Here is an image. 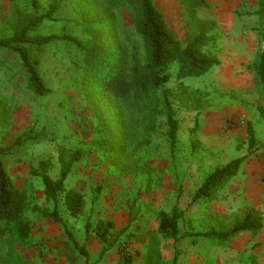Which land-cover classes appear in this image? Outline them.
I'll list each match as a JSON object with an SVG mask.
<instances>
[{
    "label": "rangeland",
    "instance_id": "obj_1",
    "mask_svg": "<svg viewBox=\"0 0 264 264\" xmlns=\"http://www.w3.org/2000/svg\"><path fill=\"white\" fill-rule=\"evenodd\" d=\"M93 2L95 13L86 22L105 15L108 0ZM153 2L176 39L183 41L193 22L185 1ZM256 2L207 0L206 7L195 9L194 18L213 26L205 49L219 64L182 81L172 72L165 84L178 123L173 150L166 126L153 125L150 131L151 124L140 121L142 103H117L108 97L102 66L87 71L82 56L64 41L39 48L14 44L35 62L49 89L41 96L32 91L17 53L0 49V147L25 140L0 158L14 186L27 195L31 230L21 243L10 234L11 224L0 220V264H115L118 258L129 259V264H264V241L251 231L231 234L245 214L237 202L243 192L237 174L214 187L208 198L191 202L207 178L250 157L248 124L264 133L255 80L250 87L234 82L235 73L250 72L246 63L254 62L261 50L262 21L252 14ZM81 3L0 0V40H10L16 25L30 21L35 22L31 37L68 34L82 39ZM120 4L112 12L117 27L113 40L131 54L135 36L121 10L124 0ZM76 152L79 158L65 190L80 193L84 209L70 216L59 194L56 207L63 227L47 215L54 202L44 193L41 175L57 180L62 162ZM174 209L178 236H183L176 243L163 238L159 225L160 212L173 215ZM98 222L112 224L105 241L96 236ZM65 230L84 246L87 262ZM211 231L230 234L223 241L190 235Z\"/></svg>",
    "mask_w": 264,
    "mask_h": 264
},
{
    "label": "trees",
    "instance_id": "obj_2",
    "mask_svg": "<svg viewBox=\"0 0 264 264\" xmlns=\"http://www.w3.org/2000/svg\"><path fill=\"white\" fill-rule=\"evenodd\" d=\"M80 1L82 2L81 7L83 6L80 12L84 17L83 29L85 31L82 39L68 34L31 37L29 32H32L35 22L30 21V23L16 25L10 40H0V49H10L17 53L27 72L32 91L35 95L41 96L46 94L49 89L36 69L35 62L29 57L25 48L14 44H30V46L39 48L56 41H64L79 53L80 57L82 56L87 71L94 69L96 71L102 66L103 88L108 97L117 103L127 101H132L135 104L142 103L139 110L140 121H148L151 124L150 131L155 129L153 125H165L167 128L165 135L170 150H173L178 123L170 101V94L164 88L165 84L170 80L172 72L178 81H182L186 78L201 77L219 64L218 59L205 49L209 43L208 33L213 27L212 24L193 16L196 8L206 7L207 0H184L193 22L183 41L176 39L169 29L164 15L155 6L153 0H124L125 4L121 10L130 19L131 30L129 32L135 36L131 54L127 53L124 45L123 48L119 42L113 40L117 27L112 12H116L118 5H121L120 0H108L105 15L95 23L86 22V18L89 14L95 13L96 3L93 0ZM252 14L262 21V49L251 68L256 74V86L261 92L263 107L259 111L262 120H264V0H257L256 10ZM104 36L108 37L111 45H108ZM247 141L249 148H252L255 143V133L250 124L247 125ZM24 142L25 140L18 138L9 147H0V157L7 155L14 147L20 146ZM78 155L79 153L76 152L68 161L62 162L57 180H52L46 174L41 175L44 193L54 202L53 210L47 215L63 227H65V223L59 216L56 207L59 194L64 195L65 208L70 216H79L84 208L83 197L80 193L65 190V181L78 160ZM241 162L242 160L232 161L207 178L191 201L194 203L208 198L214 187L237 173ZM26 208V193L14 186L0 158V220L11 224L10 234L21 243L26 242L31 232L25 214ZM177 220L176 214L160 213V231L164 236L172 237L175 241L179 239ZM111 227L112 224L109 222H98L95 228L98 239L105 241ZM260 227V217L255 212H249L241 223L232 229L231 234L243 231L256 232ZM65 231L73 247L78 249L86 259L87 253L83 246L77 244L68 230ZM229 234L211 231L197 233L196 236L225 240ZM129 263L130 260L126 259L120 264Z\"/></svg>",
    "mask_w": 264,
    "mask_h": 264
},
{
    "label": "crops",
    "instance_id": "obj_3",
    "mask_svg": "<svg viewBox=\"0 0 264 264\" xmlns=\"http://www.w3.org/2000/svg\"><path fill=\"white\" fill-rule=\"evenodd\" d=\"M261 49H262V45H261ZM260 52H261V50L259 51V53ZM259 53H258V55H259ZM254 55H256V53H254ZM252 63L253 62H248L246 64L247 65L250 64V66H251ZM245 71H246L245 76H242L241 73L240 74L235 73L236 78L234 77V82L235 83L237 82L238 85L244 84L246 87H250L254 83V80L256 82V74L252 68L250 69V72H249V70H245ZM237 75H239V76H237ZM260 123H264V120H262ZM257 128L259 129L258 126H252V129L255 133V143H254V146L252 148H249V151L252 150L253 152L250 155V157L246 158L243 161V163L240 165V167L236 173L237 174L236 175V182H238V184L241 185V189L243 191L242 195L240 197V200L238 199L240 201V203H239V201H237L238 205L245 212L243 219L247 216V214L249 212H255L260 217V223H261L260 229L257 230L256 232H251L257 236V239L260 242V241H264V133H261V129L257 130ZM258 131H260L259 132L260 134L258 133ZM245 136L247 137V133ZM246 142L248 144L247 138H246ZM248 146H249V144H248ZM95 201L96 200L94 199L93 202H95ZM175 211L176 210L174 209V211L172 213L173 215L175 214ZM159 225H160V222H159ZM213 232H215V231H213ZM196 234L197 233L190 234V235L193 237H197ZM223 234H226V233H223ZM66 236H67V234H66ZM182 237L183 236H179V239L177 241H175L172 237L164 236L163 238L172 239L173 243L174 242L176 243ZM67 238H68V236H67ZM202 238H204V237H202ZM219 241H223V240H219ZM83 248H84V246H83ZM84 250H85V248H84ZM106 251H107V249H104L101 254H104ZM85 252H86V250H85ZM87 258H88V255H87ZM87 258L86 259L84 258L86 262H87ZM117 260L118 261L115 264L122 263V260H120V258H118Z\"/></svg>",
    "mask_w": 264,
    "mask_h": 264
}]
</instances>
